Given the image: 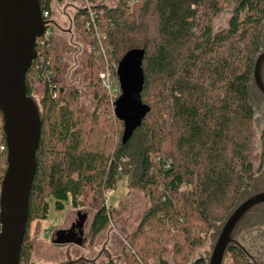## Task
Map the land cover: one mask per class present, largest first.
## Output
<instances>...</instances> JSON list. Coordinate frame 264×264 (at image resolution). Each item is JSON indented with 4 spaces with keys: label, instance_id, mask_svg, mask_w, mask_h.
Instances as JSON below:
<instances>
[{
    "label": "trees",
    "instance_id": "16d2710c",
    "mask_svg": "<svg viewBox=\"0 0 264 264\" xmlns=\"http://www.w3.org/2000/svg\"><path fill=\"white\" fill-rule=\"evenodd\" d=\"M85 1L93 17L79 9L74 24L87 41L96 109L82 115L77 92L58 84L62 57L52 37L36 44L39 56L26 72L27 94L37 83L43 87V122L19 263L26 264L32 248L29 224L46 219L49 200L57 212L67 204L77 206L79 197L103 201L104 192L123 175L129 188L149 199L137 228L126 236L135 250L127 251L124 264H205L199 257L190 261L192 252L204 246L210 223L223 220L244 183L258 173L251 161L256 111L249 105L248 84L264 34V0H240L226 27L217 31L215 18L238 0H118L113 7ZM39 4L41 13L50 14L53 0ZM96 31L110 65L130 49L145 51L141 99L150 111L125 143L123 123L114 116L99 79L105 61ZM115 123L120 126L116 132ZM259 141L262 165L264 127ZM6 164V150L0 151V182ZM102 205L87 240L109 224ZM169 241L170 262L164 256ZM229 256L230 264H251L236 247Z\"/></svg>",
    "mask_w": 264,
    "mask_h": 264
},
{
    "label": "water",
    "instance_id": "95a60500",
    "mask_svg": "<svg viewBox=\"0 0 264 264\" xmlns=\"http://www.w3.org/2000/svg\"><path fill=\"white\" fill-rule=\"evenodd\" d=\"M239 1L230 13L235 11ZM52 24L53 21L43 19L39 0H0V113L7 147L6 169L0 182V264H20L30 190L36 172L35 155L43 122L38 101L27 94L25 76L32 61L39 56L36 50L38 40ZM144 54L142 48L130 49L121 57L116 68L120 95L114 101L113 113L123 123L122 143L131 138L150 111V107L141 99ZM248 89L249 105H256L252 98L254 92L264 101V34L261 48L254 58ZM261 205H264V170L254 176L250 184L244 183L236 201L220 223H210L209 250L199 258L205 264H224L229 250L236 247L253 260L239 243L238 236L247 228L248 217ZM86 221L87 213L78 210L75 224L69 229L53 232L51 242L82 247ZM105 243L106 240L103 245ZM65 256L66 260L58 264L89 261L82 253L79 254L81 258L71 260L69 248Z\"/></svg>",
    "mask_w": 264,
    "mask_h": 264
},
{
    "label": "rangeland",
    "instance_id": "374dc122",
    "mask_svg": "<svg viewBox=\"0 0 264 264\" xmlns=\"http://www.w3.org/2000/svg\"><path fill=\"white\" fill-rule=\"evenodd\" d=\"M101 1L103 5L113 7L117 4L118 0ZM86 4L87 2L85 0H77L74 2L71 0H64L61 3H57L53 0L51 12L45 19L53 21V24L48 25L46 30H49L51 33L49 37H52L56 53L62 57L58 84L66 90L77 92V104L82 115L93 112L98 104V100L95 99L94 96V90L91 85V72L87 64V41L82 31L79 30V27H75L74 24V18L78 9L84 8ZM230 9L232 8H229V10ZM229 10L221 12L215 18L214 29L216 31L226 27L230 15ZM42 94L43 87L41 84L37 83L32 87L31 95L38 101L40 110ZM118 95H120V92ZM118 95L113 98L107 95V101H109L112 109L113 103ZM254 107L256 108V115L253 128L254 140L251 161L255 171L259 174V172L264 170V163L259 165V133L264 127V109L260 106L257 108L256 105H254ZM119 130L120 126L118 123H115L114 131L116 132ZM111 142L114 148L117 142L116 134L111 136ZM82 200L84 202H82ZM78 201L79 203L77 206L67 204L62 211L57 212L53 209L52 200H49V212L46 219L34 220L29 224L28 238L32 248L26 264H58L66 260L65 248L51 242L52 234L58 229L66 228L70 222L74 220L78 210L87 213V221L84 227L86 243L80 248L75 247L71 249L70 253L72 258L78 257L80 253L87 259L95 258L106 240V250L114 259L113 262L115 264H124L128 261L129 255H127V251L135 250V248L131 246V249L129 243L126 242V236L134 232L137 228L144 212L149 206L148 197L139 189L129 188L127 186L126 176L119 175L114 189H109L104 192L103 201L102 198L91 201L90 199H83L82 197H79ZM101 203L109 212L110 221L107 227L90 241L87 240L89 227ZM240 235H244V231H242ZM209 245L210 239L205 242L204 246L192 252L190 261L200 255H204V253L209 250ZM172 247V241H169L164 246V256L169 262L173 257ZM106 262L107 260L104 256H100L95 264H105ZM230 263L231 257L228 256L224 264Z\"/></svg>",
    "mask_w": 264,
    "mask_h": 264
},
{
    "label": "flooded vegetation",
    "instance_id": "af4514ba",
    "mask_svg": "<svg viewBox=\"0 0 264 264\" xmlns=\"http://www.w3.org/2000/svg\"><path fill=\"white\" fill-rule=\"evenodd\" d=\"M252 98L257 108H259L260 106L264 109V101H261L258 95L255 94V92L253 93ZM263 117H264V113H263ZM75 222H76V217L64 229L71 228V226L74 225ZM246 225H247V228L243 230L244 235L239 234L238 241L245 248V250L253 257V260H250L246 257L251 264H264V205L259 206L251 213V215L246 220ZM75 232H77V229H75ZM84 238H85V233H84ZM84 243H85V239H84ZM57 246H61L65 248V253L67 251V248H69L70 256H71V253H70L71 249H74L75 247L80 248V246L76 244H71V245L66 244V245H57ZM100 256H104L107 262L113 263L114 261V259L111 256H109L106 250V245H103L102 248L99 250L95 259L90 260L86 258L89 261L83 262L82 264H95L96 260ZM81 257L82 256H78V257L76 256L75 258H72L71 256V260H76ZM83 257L85 258L84 255Z\"/></svg>",
    "mask_w": 264,
    "mask_h": 264
},
{
    "label": "built area",
    "instance_id": "2783aa9c",
    "mask_svg": "<svg viewBox=\"0 0 264 264\" xmlns=\"http://www.w3.org/2000/svg\"><path fill=\"white\" fill-rule=\"evenodd\" d=\"M133 1L134 0H132V2ZM84 8L88 11L90 17H93L92 13H91V10L89 8V5L86 4L84 6ZM42 17H43V19H46L48 17V12L44 11L42 13ZM94 28H95V26H94ZM50 34L51 33H50L49 30H45L42 39L38 40V43L39 42H43V40H47L49 38ZM95 37H96L97 44H98V47H99V52L101 53V55L103 56V59L105 61V67H104V70L99 74V79L101 81L102 86L106 89L107 95L110 98H113V97H116L119 94V92H120L119 85H118V80H117V75L113 74V70L116 71L117 65H110L107 62L106 57H105V53H104V49L102 47V39H103V37L99 34L98 31L95 32ZM113 107H114V103H113ZM2 139H4V143L0 144V151L6 150V153H7V147H6V144H5V137H4L2 128H1L0 129V140H2ZM165 167L166 168L169 167V162H167Z\"/></svg>",
    "mask_w": 264,
    "mask_h": 264
}]
</instances>
